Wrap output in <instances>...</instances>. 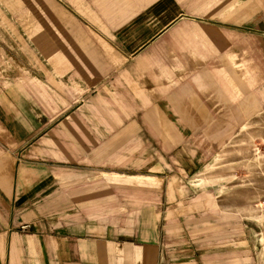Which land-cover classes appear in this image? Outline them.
I'll use <instances>...</instances> for the list:
<instances>
[{
	"label": "crops",
	"instance_id": "0c3cea01",
	"mask_svg": "<svg viewBox=\"0 0 264 264\" xmlns=\"http://www.w3.org/2000/svg\"><path fill=\"white\" fill-rule=\"evenodd\" d=\"M261 1L67 0L55 63L0 49V264H261L186 190L264 113Z\"/></svg>",
	"mask_w": 264,
	"mask_h": 264
},
{
	"label": "rangeland",
	"instance_id": "374dc122",
	"mask_svg": "<svg viewBox=\"0 0 264 264\" xmlns=\"http://www.w3.org/2000/svg\"><path fill=\"white\" fill-rule=\"evenodd\" d=\"M72 8L67 0H0V49L7 56V72L13 71L7 60L13 55L22 73L55 63L62 41L72 35L66 26L78 19ZM223 140L209 149L186 190L192 191L189 199H208L218 215L227 213L260 233L264 264V113Z\"/></svg>",
	"mask_w": 264,
	"mask_h": 264
}]
</instances>
